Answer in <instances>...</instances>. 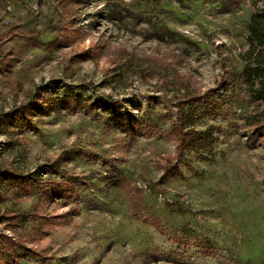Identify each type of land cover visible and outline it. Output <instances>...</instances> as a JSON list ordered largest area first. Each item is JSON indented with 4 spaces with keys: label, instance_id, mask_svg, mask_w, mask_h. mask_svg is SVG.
Instances as JSON below:
<instances>
[{
    "label": "rangeland",
    "instance_id": "1",
    "mask_svg": "<svg viewBox=\"0 0 264 264\" xmlns=\"http://www.w3.org/2000/svg\"><path fill=\"white\" fill-rule=\"evenodd\" d=\"M108 1L0 0V113L52 81L61 106L83 99L0 134V167L21 177L0 183V232L19 243L0 264H264L251 2L126 0L113 21ZM163 26L187 41L149 38Z\"/></svg>",
    "mask_w": 264,
    "mask_h": 264
},
{
    "label": "trees",
    "instance_id": "2",
    "mask_svg": "<svg viewBox=\"0 0 264 264\" xmlns=\"http://www.w3.org/2000/svg\"><path fill=\"white\" fill-rule=\"evenodd\" d=\"M141 4L153 5L155 7L162 3V0H136ZM181 7H185L187 3L191 4L198 0H173ZM244 1L248 0H228L230 7L237 8ZM252 7V15L247 25V49L240 55L244 62L242 71V79L245 85L249 106L252 107V114L250 117L244 118L247 128L254 134L256 138H264V0H249ZM126 0H110L108 1V10L112 20H123L124 14L128 13L125 6ZM130 14V13H128ZM150 39L159 38L160 40L166 39H184L178 33L171 31L166 27L158 28L155 35H149ZM55 82H50L46 86H40L35 91L31 92L28 96V101L23 103L15 111L1 112L0 113V134L13 136V132L21 128H29L33 124V119L42 116L50 109H74L76 110L83 102L80 96L74 95L70 92V100L68 103L61 106L62 98H58L50 92L51 87ZM166 87L169 84L166 83ZM109 99L104 103L108 104ZM71 111V110H70ZM61 159L57 158L51 165L41 166L44 173L52 168H57ZM21 177L14 172L12 167H0V183H7L9 180H18ZM143 201L141 197H132L131 208L134 214L140 216ZM5 217L0 218V222ZM142 218V217H141ZM160 232L164 230L156 225ZM19 243L16 239H12L7 234L0 232V262L1 252L12 253V249L18 246ZM28 255L34 256L36 261L34 264H49L50 259L38 255L33 250L25 251ZM29 258V257H28ZM8 264H21L19 260L10 259Z\"/></svg>",
    "mask_w": 264,
    "mask_h": 264
}]
</instances>
